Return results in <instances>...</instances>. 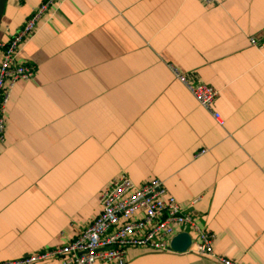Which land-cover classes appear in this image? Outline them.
I'll use <instances>...</instances> for the list:
<instances>
[{
  "label": "crops",
  "instance_id": "1",
  "mask_svg": "<svg viewBox=\"0 0 264 264\" xmlns=\"http://www.w3.org/2000/svg\"><path fill=\"white\" fill-rule=\"evenodd\" d=\"M44 1L8 0L0 43ZM252 38L264 41V0H60L23 47L36 73L5 113L0 264L73 242L122 174L164 182L217 254L264 264V47ZM171 66L220 91L223 125ZM126 264L221 263L130 248Z\"/></svg>",
  "mask_w": 264,
  "mask_h": 264
},
{
  "label": "built area",
  "instance_id": "2",
  "mask_svg": "<svg viewBox=\"0 0 264 264\" xmlns=\"http://www.w3.org/2000/svg\"><path fill=\"white\" fill-rule=\"evenodd\" d=\"M60 0H45L8 42L0 43V141L6 131L5 113L16 84L31 79L36 68L20 61L25 44L38 30L39 22ZM213 4L216 0H202ZM253 46L263 48L264 41L252 38ZM177 81L183 84L198 103L214 111L220 91L205 83H191L189 78L171 66ZM203 150L200 154H204ZM101 212L73 242L67 246L23 258L14 264H36L49 258H61L63 264H126L130 248L153 252H173L170 244L175 236L187 232L193 237L188 253L206 256L221 264H240L215 252L216 235L202 227L197 218L182 207L168 192L164 182L153 179L141 185L127 175L114 178L100 195Z\"/></svg>",
  "mask_w": 264,
  "mask_h": 264
},
{
  "label": "water",
  "instance_id": "3",
  "mask_svg": "<svg viewBox=\"0 0 264 264\" xmlns=\"http://www.w3.org/2000/svg\"><path fill=\"white\" fill-rule=\"evenodd\" d=\"M7 2L8 0H0V29ZM192 244L193 237L189 233L183 232L173 238L170 248L174 253L185 254L188 253Z\"/></svg>",
  "mask_w": 264,
  "mask_h": 264
}]
</instances>
